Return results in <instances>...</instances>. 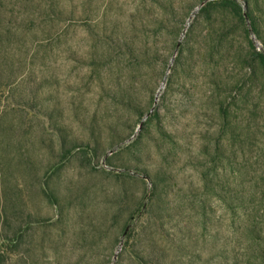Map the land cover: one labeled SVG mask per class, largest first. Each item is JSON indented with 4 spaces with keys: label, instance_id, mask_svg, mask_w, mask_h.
<instances>
[{
    "label": "rangeland",
    "instance_id": "1",
    "mask_svg": "<svg viewBox=\"0 0 264 264\" xmlns=\"http://www.w3.org/2000/svg\"><path fill=\"white\" fill-rule=\"evenodd\" d=\"M236 1L0 0V264H264V0Z\"/></svg>",
    "mask_w": 264,
    "mask_h": 264
},
{
    "label": "trees",
    "instance_id": "2",
    "mask_svg": "<svg viewBox=\"0 0 264 264\" xmlns=\"http://www.w3.org/2000/svg\"><path fill=\"white\" fill-rule=\"evenodd\" d=\"M223 3L228 4L238 16H242V8L236 0H222ZM215 2H210L213 5ZM262 63H264V54H260Z\"/></svg>",
    "mask_w": 264,
    "mask_h": 264
}]
</instances>
